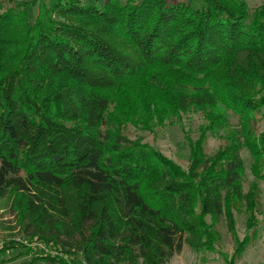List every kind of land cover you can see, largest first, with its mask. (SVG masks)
<instances>
[{
  "label": "trees",
  "instance_id": "trees-1",
  "mask_svg": "<svg viewBox=\"0 0 264 264\" xmlns=\"http://www.w3.org/2000/svg\"><path fill=\"white\" fill-rule=\"evenodd\" d=\"M3 2L0 198L20 230L0 252L22 251L0 264L46 241L64 256L21 264H168L215 251L223 227L241 258L264 213V2ZM190 111L203 122L187 169L126 132Z\"/></svg>",
  "mask_w": 264,
  "mask_h": 264
},
{
  "label": "rangeland",
  "instance_id": "rangeland-1",
  "mask_svg": "<svg viewBox=\"0 0 264 264\" xmlns=\"http://www.w3.org/2000/svg\"><path fill=\"white\" fill-rule=\"evenodd\" d=\"M3 5L8 8L12 3V0H2ZM18 1V0H17ZM251 8L262 4L264 0H248ZM36 9L33 11L35 14ZM232 121L237 122V117L233 116ZM203 122V115L200 111H190L185 113L181 122L178 117L167 121L165 124L157 125L152 129H144L141 127H136L131 124L126 128L131 139H142L143 142L155 147L161 153L165 154L169 158L173 159L184 168L189 167V146L187 144V137L195 138L198 136V127ZM183 124V126L181 125ZM258 131L264 130V119L259 123ZM189 134V135H188ZM221 143L219 136L212 133L208 135V149L213 152L214 149L218 148ZM243 156L246 160V181L245 186L248 188L250 182L256 179L254 173L251 171V156L248 150L243 151ZM260 187L263 189V199H264V182H260ZM12 197L0 198V250L2 245L10 240H14L13 237L16 232L20 230L19 222H17V212L13 210ZM238 219L237 222V233L240 239H243L247 234L248 230L245 226V216L236 213ZM260 223L257 231L256 239L243 253L241 258L233 261V264H264V213L259 217ZM222 233L226 236L224 242L217 246L215 251H203L196 252L189 245L185 246L180 254L175 255L168 264H232V257L234 256V243L229 232H227L226 227L220 228ZM13 236V237H12ZM17 243V242H16ZM48 241L37 243L33 246V253L28 255H23L17 258L14 262L10 264H21L23 261H28L32 256H37V254H51L55 256H64L63 253L58 252L51 243L47 244ZM20 244L23 245L22 242ZM21 248L8 250L6 252H0V260L16 255L21 252ZM70 260L67 257H64ZM39 264V263H37ZM44 264V263H41Z\"/></svg>",
  "mask_w": 264,
  "mask_h": 264
}]
</instances>
